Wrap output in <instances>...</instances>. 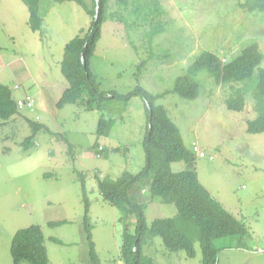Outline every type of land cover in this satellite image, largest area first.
<instances>
[{
    "label": "rangeland",
    "instance_id": "rangeland-1",
    "mask_svg": "<svg viewBox=\"0 0 264 264\" xmlns=\"http://www.w3.org/2000/svg\"><path fill=\"white\" fill-rule=\"evenodd\" d=\"M125 1L108 3V12H117L126 22L104 24L90 64L93 74L102 89L118 94L136 86L151 95L170 91L157 104L179 128L186 148H198L192 152L198 180L249 230L245 247L236 248L234 237L218 241L227 248L220 250L217 264H264V132L251 134L246 126L259 113L252 104L242 112L228 110L226 100L239 85L216 86L203 71L195 76L200 86L196 99L171 93L177 78L202 52L228 61L257 43L264 56V14L240 8L245 0ZM39 10L41 32H33L21 0H0V83L9 87L13 99L27 93L35 101L32 109L18 108L7 121L0 118V264H13L12 236L31 226L42 230L49 264H91L82 183L97 262L122 264L121 214L102 200L97 178L116 180L143 168L145 103L133 97L94 110L83 101L82 106L56 108L47 92L68 87L60 70L64 47L87 30L90 19L74 2L41 0ZM259 67L264 68V59ZM15 84L20 89L14 90ZM100 117L113 120L108 136L96 135ZM30 122L42 128L34 134ZM26 139L31 143L27 149ZM96 144L105 149L104 155L93 148ZM186 168L183 163L171 166L174 172ZM141 199L148 224L176 216L172 204L153 202L144 191ZM59 221L67 223L49 226ZM144 239L143 253L152 264H201L198 243L196 257L188 259L183 252L167 251L159 237Z\"/></svg>",
    "mask_w": 264,
    "mask_h": 264
},
{
    "label": "trees",
    "instance_id": "trees-1",
    "mask_svg": "<svg viewBox=\"0 0 264 264\" xmlns=\"http://www.w3.org/2000/svg\"><path fill=\"white\" fill-rule=\"evenodd\" d=\"M41 0H21L29 12L28 26L33 32H41ZM55 3L74 2L88 15L90 22L86 31L73 38L64 47L60 65L61 73L68 83L55 107L62 109L66 105L82 104L89 110L102 107L112 102L126 103L133 97L141 98L146 107V134L142 140L145 163L136 174L124 172L116 180L98 177L97 189L102 200L115 208L120 214L122 225V245L120 257L122 264H152V260L144 256L143 247L146 237H159L169 252H183L188 259L196 257L195 243L201 250V264H217L218 254L222 248L220 239L234 237L236 248L243 245L249 237L245 224L227 212L198 180L194 169L195 151L184 145L181 132L169 118L163 105L157 101L167 96L170 91L151 95L140 86H136L127 94L105 91L101 88L97 77L91 69V60L107 22H119L122 15L108 12L110 0H52ZM97 1V2H96ZM121 5L126 3L125 0ZM248 13L264 14V0H245L238 4ZM96 7L99 8L98 17ZM137 9L134 8L136 13ZM156 12L151 11L150 13ZM152 30V28H151ZM162 32V31H161ZM152 41V40H151ZM264 56L259 45L252 43L241 50L236 57L222 61L210 52H202L197 56L187 72L175 81L171 93L186 100H194L199 96V84L195 80L200 72L212 77L216 86L236 84L226 107L233 112H242L252 104L258 112L254 120H247V132L259 134L264 132V68H260ZM145 61L137 66L135 73L138 79ZM234 85V86H236ZM232 87V86H231ZM18 113L16 102L9 87L0 83V118L9 120ZM33 133H37L42 125L29 123ZM113 120L100 117L96 135L108 136ZM30 139L24 141L25 149L29 148ZM69 147L71 145L69 142ZM195 146V145H193ZM98 153L105 154V149L95 145ZM101 148V149H100ZM119 148L114 151L117 152ZM197 152V151H196ZM183 163L186 169L174 172L172 164ZM147 192L153 202L172 204L176 209L173 218H160L148 224L146 219V203L141 199L142 192ZM82 201L84 202L83 224L85 225L89 243V260L98 264L95 247L91 239V226L88 224L90 204L86 195L85 184L82 183ZM67 221L50 223L49 226H61ZM134 223L133 229L130 226ZM53 242L55 240H52ZM10 255L13 264H49L48 253L42 230L31 226L16 231L11 240Z\"/></svg>",
    "mask_w": 264,
    "mask_h": 264
},
{
    "label": "built area",
    "instance_id": "built-area-1",
    "mask_svg": "<svg viewBox=\"0 0 264 264\" xmlns=\"http://www.w3.org/2000/svg\"><path fill=\"white\" fill-rule=\"evenodd\" d=\"M15 88L18 89V86H15ZM16 103L19 108L31 109L34 106V99L30 96H25L21 99L16 100ZM193 151H198V148L196 146H193Z\"/></svg>",
    "mask_w": 264,
    "mask_h": 264
},
{
    "label": "crops",
    "instance_id": "crops-1",
    "mask_svg": "<svg viewBox=\"0 0 264 264\" xmlns=\"http://www.w3.org/2000/svg\"><path fill=\"white\" fill-rule=\"evenodd\" d=\"M63 91H59L58 89H54L53 91H48L47 96H49L48 98H51L53 100V102L56 104L59 101V99L61 98Z\"/></svg>",
    "mask_w": 264,
    "mask_h": 264
},
{
    "label": "clouds",
    "instance_id": "clouds-1",
    "mask_svg": "<svg viewBox=\"0 0 264 264\" xmlns=\"http://www.w3.org/2000/svg\"><path fill=\"white\" fill-rule=\"evenodd\" d=\"M15 86H18V89H20V86H19L18 84H15V85L13 86V89H14V90H18V89L15 88ZM25 96H30V97H32V98L34 99V97L31 96L30 94L25 93L23 97H25ZM23 97H21V98H23ZM21 98L18 97V98H16V99H14V101L16 102V100L21 99ZM16 105H17V103H16ZM34 105H35V101H34ZM33 107H34V106H33ZM18 108H19V107L17 106V109H18ZM31 109H32V108H31ZM98 156H99V155H98Z\"/></svg>",
    "mask_w": 264,
    "mask_h": 264
},
{
    "label": "water",
    "instance_id": "water-1",
    "mask_svg": "<svg viewBox=\"0 0 264 264\" xmlns=\"http://www.w3.org/2000/svg\"><path fill=\"white\" fill-rule=\"evenodd\" d=\"M97 2V1H96ZM98 11H99V8L98 7H96V15H95V18L97 19V17H98Z\"/></svg>",
    "mask_w": 264,
    "mask_h": 264
}]
</instances>
